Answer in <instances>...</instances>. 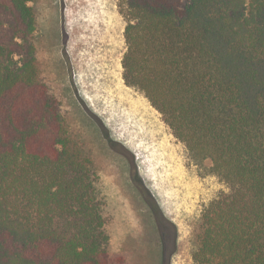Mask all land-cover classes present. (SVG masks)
<instances>
[{
	"label": "trees",
	"instance_id": "obj_1",
	"mask_svg": "<svg viewBox=\"0 0 264 264\" xmlns=\"http://www.w3.org/2000/svg\"><path fill=\"white\" fill-rule=\"evenodd\" d=\"M33 0H0V264H111L106 197L43 80ZM123 80L226 185L193 264H264V0H118Z\"/></svg>",
	"mask_w": 264,
	"mask_h": 264
},
{
	"label": "rangeland",
	"instance_id": "obj_2",
	"mask_svg": "<svg viewBox=\"0 0 264 264\" xmlns=\"http://www.w3.org/2000/svg\"><path fill=\"white\" fill-rule=\"evenodd\" d=\"M118 0H33L41 76L99 177L111 264H193L201 210L224 181L123 80ZM164 253L166 260L163 261Z\"/></svg>",
	"mask_w": 264,
	"mask_h": 264
},
{
	"label": "flooded vegetation",
	"instance_id": "obj_3",
	"mask_svg": "<svg viewBox=\"0 0 264 264\" xmlns=\"http://www.w3.org/2000/svg\"><path fill=\"white\" fill-rule=\"evenodd\" d=\"M166 260V254L164 253V258H163V261H165Z\"/></svg>",
	"mask_w": 264,
	"mask_h": 264
}]
</instances>
